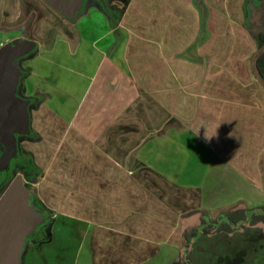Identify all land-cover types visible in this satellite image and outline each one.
Returning <instances> with one entry per match:
<instances>
[{
    "label": "crops",
    "instance_id": "obj_1",
    "mask_svg": "<svg viewBox=\"0 0 264 264\" xmlns=\"http://www.w3.org/2000/svg\"><path fill=\"white\" fill-rule=\"evenodd\" d=\"M199 1L126 0L117 17L67 21L41 0H0V46L36 43L25 147L50 220L31 248L56 231L54 264H171L201 214L264 205L245 0Z\"/></svg>",
    "mask_w": 264,
    "mask_h": 264
},
{
    "label": "water",
    "instance_id": "obj_2",
    "mask_svg": "<svg viewBox=\"0 0 264 264\" xmlns=\"http://www.w3.org/2000/svg\"><path fill=\"white\" fill-rule=\"evenodd\" d=\"M66 20H75L84 0H44ZM33 40L17 38L0 46V169L16 155V135L30 133L29 99L21 96L22 68L18 64L35 49ZM254 65V62H251ZM31 192L15 176L0 193V264H21L27 236L43 221L30 204Z\"/></svg>",
    "mask_w": 264,
    "mask_h": 264
},
{
    "label": "rangeland",
    "instance_id": "obj_3",
    "mask_svg": "<svg viewBox=\"0 0 264 264\" xmlns=\"http://www.w3.org/2000/svg\"><path fill=\"white\" fill-rule=\"evenodd\" d=\"M125 1L111 0L109 8L105 9L107 12H110V18L119 15ZM82 11H79L76 19L83 14ZM102 14H105L104 11ZM20 94L23 97L25 96L22 91ZM5 186L6 183L0 187V193ZM30 187L34 191L31 192L33 195L36 189L34 185ZM33 202L30 200V204L34 207ZM193 233L194 229L187 232L190 244L191 264H264V223L262 222L243 225L231 232L221 231L207 234L200 233L199 230L195 236ZM63 235L64 240L70 242L68 235L64 233ZM53 237L50 243H43L44 246L40 250L32 249V243L25 241L24 249L20 257L21 264H44L45 262L54 264L58 261L56 257L54 258L56 255L54 252L55 246L59 241L56 231ZM61 240H63L62 237ZM65 258L64 260L67 264L72 263V257L70 255Z\"/></svg>",
    "mask_w": 264,
    "mask_h": 264
},
{
    "label": "trees",
    "instance_id": "obj_4",
    "mask_svg": "<svg viewBox=\"0 0 264 264\" xmlns=\"http://www.w3.org/2000/svg\"><path fill=\"white\" fill-rule=\"evenodd\" d=\"M196 3L202 9L200 1L196 0ZM48 7L51 8L56 14H58L52 7H50L49 5ZM58 15L60 16V14ZM106 15L109 18L111 16L110 12H107ZM245 16L248 21L247 25L249 24V29L253 32L256 39V50L252 55V61L254 62L252 70L255 74L257 82L264 90V0H245ZM250 19L254 20L252 21V24L250 23ZM26 169L28 171L24 176L27 179L28 184H25V186L30 192H34L32 191L33 189L31 190L30 186L32 185V183H34L35 180L37 181V179L41 177V170L35 163L33 158H30V160L27 161ZM30 200H32V202L34 201V206H42L35 193H33V195L31 193ZM205 216L206 214H201V216L199 217L200 232H230L243 225H252L258 222L264 223V205L249 209L237 208L228 212H222L219 213L214 219H209ZM182 247L183 252L180 254L179 259L173 261L171 264H191V252L189 250V244L186 237H183Z\"/></svg>",
    "mask_w": 264,
    "mask_h": 264
},
{
    "label": "flooded vegetation",
    "instance_id": "obj_5",
    "mask_svg": "<svg viewBox=\"0 0 264 264\" xmlns=\"http://www.w3.org/2000/svg\"><path fill=\"white\" fill-rule=\"evenodd\" d=\"M43 3L47 5V3L44 0H41ZM111 0H84L81 11L83 14H86L90 10L97 9L101 13L105 11L104 13L107 14V11L105 9L109 8ZM88 3V5H87ZM87 5V7H86ZM48 6V5H47ZM82 14V15H83ZM61 16V15H60ZM71 21V20H69ZM28 54H25L20 59H18V64L22 68V74L24 76V73H26V67H25V60L27 59ZM22 77V76H21ZM22 81V80H21ZM23 87V86H22ZM22 93L26 96L23 88H21ZM30 99V98H29ZM29 139V135H16V155L12 156L9 160V163L2 169H0V187L7 183L8 181H11L16 175L20 176L23 180L24 184H28L27 179L25 178V174L27 173V161L30 160L31 154L28 152V150L25 147L26 142ZM3 153V150L0 149V155ZM34 205V204H33ZM36 211L41 214L43 221L38 223L34 229V232L27 236L26 242L32 243L31 246H39L40 243L43 241H46L48 239V227H49V212L43 207H39L37 205L34 206ZM200 230V228H199ZM198 230V231H199ZM214 232H221V231H214ZM214 232H210L207 234H211ZM227 232V231H224ZM231 232V231H230ZM198 233V232H197ZM205 233V232H200ZM187 242L189 244V240L187 239ZM190 245V244H189ZM183 252V247L181 249V253Z\"/></svg>",
    "mask_w": 264,
    "mask_h": 264
}]
</instances>
